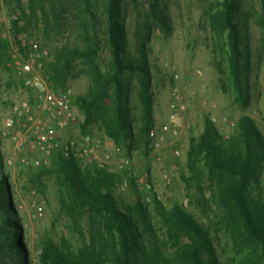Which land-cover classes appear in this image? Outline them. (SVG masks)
<instances>
[{"label":"rangeland","instance_id":"obj_1","mask_svg":"<svg viewBox=\"0 0 264 264\" xmlns=\"http://www.w3.org/2000/svg\"><path fill=\"white\" fill-rule=\"evenodd\" d=\"M159 1L172 27V31H167L153 26L149 45L155 101L153 125L162 139L149 138L152 128L145 129V107L138 94V83L132 79L129 80L128 108L135 138L117 144L97 123L88 124L86 129L82 127L86 116L78 99L88 94L91 86L90 75L82 70L84 63L78 62L80 67L71 73L64 85L53 86L50 81L53 74L50 64L57 51L63 45L79 43L77 29L72 31L71 26L66 27L63 34H58L54 27L53 7L48 1L0 0V178L2 174L7 175L11 205L17 211L29 249V264H41V253L47 240L61 244L66 239L73 249L89 242V213L72 217L62 205L72 196L69 179L60 163L65 157L62 151L57 149L48 155L38 150L30 137L20 144L17 137V132L25 130L27 118L16 115L15 107L25 102L24 99L33 101L32 91L25 86L27 74L20 70L33 53L34 44L39 45L43 54L41 73L44 78L57 91L72 87L75 93L80 121L73 130H64L65 138L91 134L108 142L113 149L119 148L120 151L115 153L117 157L129 158L128 166L116 165L113 173L116 175L114 194L121 207L135 206L138 200L143 202L137 180L148 176L154 183L155 198L149 204L143 203L148 206L162 241L167 237V228L161 209L170 211L174 204H180L210 232L222 264H258L259 261L264 264L253 258L248 241L235 236L232 227L223 223L224 211L216 202L213 180L206 176L202 186H197L198 181L188 167L192 139L203 134L208 119L216 124L225 139L238 134V122L243 114L254 118L264 133V29L257 21L263 12L262 0H244L247 8L254 4L258 9L256 16L251 18L248 37L244 41L251 54L249 74L253 96L247 109L235 103L232 94L225 92L221 85L222 73L214 52L217 41L205 14L212 0ZM149 8V0L124 1L130 48L135 55L139 22H144ZM103 57L109 59L107 51ZM175 70L181 76L180 82L174 78ZM176 86L180 98L174 95ZM174 113L178 115L179 134L175 135L173 131L165 134L162 128L171 123ZM10 115L16 116L13 127L6 123ZM85 172L95 174L96 169ZM125 179L130 183L127 188L122 186ZM251 189L264 205V171L260 183L252 185ZM2 199L4 201L0 203L8 202L6 192H0ZM6 206L0 207V222L10 213ZM4 262L7 264V260Z\"/></svg>","mask_w":264,"mask_h":264},{"label":"trees","instance_id":"obj_2","mask_svg":"<svg viewBox=\"0 0 264 264\" xmlns=\"http://www.w3.org/2000/svg\"><path fill=\"white\" fill-rule=\"evenodd\" d=\"M45 1L53 7L58 34H63L66 27L77 29L79 43L63 45L57 51L50 64L52 80L49 79L53 86L60 87L80 67L79 61L88 67L82 70L90 75V90L78 99L86 116L82 127L97 123L117 144L133 140L128 108L129 80L133 79L145 107V129L153 128L155 101L149 47L152 27L172 31L160 1L149 0L146 18L139 22L137 55L130 48L125 0ZM262 9L257 21L264 29V0ZM257 13L254 4L247 8L244 0H212L205 11L217 41L214 52L222 73V88L242 109L250 107L253 99L251 54L244 41L251 18ZM106 51L108 60L103 57ZM237 129L236 136L225 139L208 119L203 134L192 139L188 167L197 186H202L206 176L213 180L216 202L224 211L223 223L232 227L235 236L248 241L254 259L264 261V205L251 189L260 183L264 171V133L248 114L240 117ZM60 160L72 191L63 208L72 217L89 213V242L73 249L66 239L61 244L47 240L41 264H222L210 232L185 207L174 204L170 211L161 209L167 228V237L162 241L146 204L138 200L135 206L121 207L113 189L115 174L105 170L84 174L73 158ZM0 192L7 193L8 201L1 202L0 207L7 205L10 212L0 222V264H5L4 260L7 264H29V249L17 211L11 205L6 174L1 175Z\"/></svg>","mask_w":264,"mask_h":264},{"label":"built area","instance_id":"obj_3","mask_svg":"<svg viewBox=\"0 0 264 264\" xmlns=\"http://www.w3.org/2000/svg\"><path fill=\"white\" fill-rule=\"evenodd\" d=\"M39 45L34 44V51L29 60L23 64L22 70L25 77V86L33 93V101H25L15 107V114L27 118L26 128L17 132L19 144L27 138H31L33 145L38 150L50 155L60 149L66 158H73L81 170H105L108 173H115V166H128L130 160L123 155H115L119 148H112L108 142L94 138L91 134L84 136H69L65 138L64 130H73L80 121V116L75 107V93L72 87H67L57 91L44 78L41 73L42 52ZM175 80L180 82V74L175 70ZM174 95L180 98L179 87L174 89ZM173 107L175 105L173 104ZM16 116L10 115L7 118L8 127L16 124ZM178 115L171 116V123L162 128L163 133L173 131L179 134L176 124ZM149 138L152 140L162 139L157 127L149 131ZM36 164H39L37 161ZM138 191L144 203H151L155 198V187L153 181L148 177H140L137 180ZM128 180L122 182V186L127 188Z\"/></svg>","mask_w":264,"mask_h":264},{"label":"crops","instance_id":"obj_4","mask_svg":"<svg viewBox=\"0 0 264 264\" xmlns=\"http://www.w3.org/2000/svg\"><path fill=\"white\" fill-rule=\"evenodd\" d=\"M23 70H20V72L23 74L24 73V71L22 72ZM30 90V89H29ZM31 91V90H30ZM26 96V95H25ZM24 101H28V99L26 100V99H24Z\"/></svg>","mask_w":264,"mask_h":264}]
</instances>
